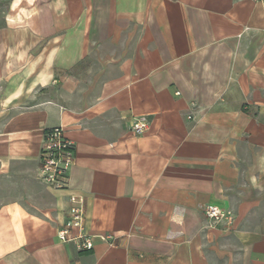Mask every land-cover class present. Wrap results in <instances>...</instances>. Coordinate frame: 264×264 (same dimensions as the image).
Masks as SVG:
<instances>
[{
  "label": "crops",
  "instance_id": "0c3cea01",
  "mask_svg": "<svg viewBox=\"0 0 264 264\" xmlns=\"http://www.w3.org/2000/svg\"><path fill=\"white\" fill-rule=\"evenodd\" d=\"M10 9L0 264H264V0ZM137 117L149 122L141 136ZM54 127L74 145L65 190L36 178ZM71 195L84 200L89 252L56 238ZM206 206L231 210L232 224L210 228Z\"/></svg>",
  "mask_w": 264,
  "mask_h": 264
},
{
  "label": "built area",
  "instance_id": "2783aa9c",
  "mask_svg": "<svg viewBox=\"0 0 264 264\" xmlns=\"http://www.w3.org/2000/svg\"><path fill=\"white\" fill-rule=\"evenodd\" d=\"M148 127L149 122L145 117H137L132 120L130 130L135 136H141ZM73 163L74 145L66 138L64 130L61 127L46 130L39 152L37 180L51 189L65 190L69 187V172ZM203 213L210 228H215L222 222L226 225L233 222V212L229 209L206 206ZM84 215L83 198L71 195L66 221L56 232V238L60 243H73L79 252H89L93 248V240L85 232ZM100 239L110 242L112 238L106 236Z\"/></svg>",
  "mask_w": 264,
  "mask_h": 264
},
{
  "label": "rangeland",
  "instance_id": "374dc122",
  "mask_svg": "<svg viewBox=\"0 0 264 264\" xmlns=\"http://www.w3.org/2000/svg\"><path fill=\"white\" fill-rule=\"evenodd\" d=\"M12 4V0H0V28L4 27L8 22H11V14L12 10L10 9ZM1 36L4 35V38L6 33L0 34Z\"/></svg>",
  "mask_w": 264,
  "mask_h": 264
}]
</instances>
